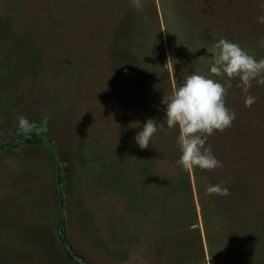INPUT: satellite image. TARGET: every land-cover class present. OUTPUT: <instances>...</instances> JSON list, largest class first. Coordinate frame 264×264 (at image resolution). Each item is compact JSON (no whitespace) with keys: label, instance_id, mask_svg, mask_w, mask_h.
<instances>
[{"label":"rangeland","instance_id":"374dc122","mask_svg":"<svg viewBox=\"0 0 264 264\" xmlns=\"http://www.w3.org/2000/svg\"><path fill=\"white\" fill-rule=\"evenodd\" d=\"M262 3L0 0V264H264V86L231 80L222 168L185 171L166 124L135 141L187 75L227 80L221 38L264 58Z\"/></svg>","mask_w":264,"mask_h":264},{"label":"clouds","instance_id":"9594fccd","mask_svg":"<svg viewBox=\"0 0 264 264\" xmlns=\"http://www.w3.org/2000/svg\"><path fill=\"white\" fill-rule=\"evenodd\" d=\"M261 8L264 9V3ZM264 24V15L257 17ZM212 76H226L221 83L209 76L199 73L187 75L182 84L174 87L171 93L163 96L161 103L165 106V118L161 122L148 119L142 131L135 136V141L141 149H146L152 137L158 131L178 129L177 145L181 155L178 164L187 172L195 168L214 170L222 168L223 163L212 153L211 145H207L208 137L214 132H223L230 128L236 119V113L226 106L225 97L232 87L231 80L239 78V87L245 95L246 107L256 102V97L250 94L253 82L256 86H264V58L257 60L245 51L238 43L227 38H221L213 48V63L210 67ZM27 120L21 117L19 124L27 127ZM204 179L207 183L206 178ZM208 195H230L226 187L208 185Z\"/></svg>","mask_w":264,"mask_h":264}]
</instances>
